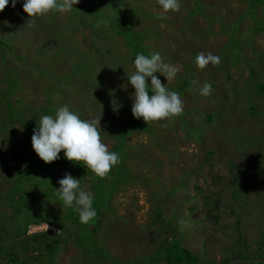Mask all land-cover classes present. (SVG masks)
<instances>
[{
    "label": "rangeland",
    "instance_id": "374dc122",
    "mask_svg": "<svg viewBox=\"0 0 264 264\" xmlns=\"http://www.w3.org/2000/svg\"><path fill=\"white\" fill-rule=\"evenodd\" d=\"M84 1L32 26L23 0L15 7L9 0L0 12V157L9 150L24 157L29 147L27 136L17 137L21 126L5 122L10 99L27 116L47 106L55 116L65 105L81 119L102 114L103 141L121 163L110 179L78 171L83 190L105 187L90 231L57 196L71 168L49 174L21 168L17 179L16 166L0 161L5 264L181 263L173 254L155 257L165 239L163 249L175 241L197 264H264V0H181L180 12L168 19L157 18V0H96L97 7ZM128 7L130 13L119 11ZM105 19L110 23L97 26ZM154 52L181 69L170 82L155 75L180 94L184 113L127 127L135 91L127 75L137 54ZM200 52H212L221 64L199 70ZM205 82L212 85L209 96L194 91ZM39 223L47 229L35 234L57 242L50 254L27 233Z\"/></svg>",
    "mask_w": 264,
    "mask_h": 264
},
{
    "label": "clouds",
    "instance_id": "9594fccd",
    "mask_svg": "<svg viewBox=\"0 0 264 264\" xmlns=\"http://www.w3.org/2000/svg\"><path fill=\"white\" fill-rule=\"evenodd\" d=\"M81 0H23V11L28 15L27 24L32 26L37 20H42L56 13L67 14L73 11L74 5ZM15 7L17 0H11ZM162 9V15L158 19H168L169 12L179 13L181 0H157ZM9 0H0V12L8 6ZM77 10V9H76ZM109 20H100L97 26L107 25ZM196 66L199 70H205L210 64L218 67L221 58L212 52L205 54L200 52L196 56ZM180 67L164 62L159 52L150 56L137 54L134 60V71L127 75L128 82L134 88L132 115L135 119H143L150 126L159 121L173 120L184 113V103L180 94L170 91L167 84H162L155 75L160 73L167 82L174 80L180 72ZM151 81L149 86L148 81ZM193 85L199 81L193 80ZM151 91V94H150ZM201 96H209L212 93V85L203 83L199 88L194 87ZM102 114L91 119H81L77 114L65 106H60L55 116L44 115L38 126L33 130L31 137L32 148L37 156L45 163L50 164L60 159L63 151L64 157L75 164H82L100 179H107L111 170L121 163L118 153L110 151L104 143L101 130ZM60 188L57 191L58 198L63 205L74 208L79 214L82 224L88 225L97 215L93 208V194L80 187V179L65 173L58 181ZM181 231L186 222L179 221ZM59 233V232H58Z\"/></svg>",
    "mask_w": 264,
    "mask_h": 264
},
{
    "label": "trees",
    "instance_id": "16d2710c",
    "mask_svg": "<svg viewBox=\"0 0 264 264\" xmlns=\"http://www.w3.org/2000/svg\"><path fill=\"white\" fill-rule=\"evenodd\" d=\"M115 1L119 2V0H115ZM97 3L98 2L96 0H85L84 6H86V7H88V6L89 7H92V6L97 7V5H96ZM248 3L253 4V0H249ZM117 6L119 7V5H117ZM74 7H76V6H74ZM113 8L115 9L116 6L113 5ZM131 10H132L131 7H128L127 9L119 10V11L124 12V13L125 12L130 13L129 11H131ZM103 16L105 18L107 17L104 14L103 15L100 14V15H97V18L98 19H104ZM125 17L126 16L123 14V19ZM123 21H124V23H129V21L127 19H124ZM11 84L9 83V86L7 87V89L5 90L4 93H6L8 90L11 89V87H12ZM150 94H151V91H150ZM5 95H8V93H6ZM2 97H4V96H2ZM8 101L9 102L5 101V115H4L6 117L5 122H7L8 124L13 123V122H17V125L21 126L22 131H23L21 134H17V137L19 138L20 136H27V141H28V146H29L27 149L28 151H24V155H25L24 157L19 156V154H20L19 151H11V150H9L4 157H0V161L6 163V164H4L5 166H8V167L16 166L14 173L17 175V179L19 176H21L20 171H19V169H21V168H23L22 170H25V168H26L30 171H33L35 169V167H41L48 174L51 173V170H52V172H57L58 169H60V170L64 169L65 170V169L71 168V171H68V172H70V174L72 176H74L76 179H80L78 174L81 172H78V171H83V172L88 171V169L85 168L82 164H75L73 162H70L66 159V157H64V155H60V154H59L60 155L59 160L54 161L50 164H45L37 156V154L33 150L32 144H31V137L33 135V130L38 126L39 121H40L42 116L52 114L51 112H53L52 111L53 108L51 106H47L45 109L38 108V109H36L35 113L32 116H27L25 114V112H24V115L21 113V108L19 106H16L18 101H16V103H11L10 99ZM27 105L28 104L26 103V107H27ZM125 118H126L127 127L128 126L129 127L134 126L139 121L143 120V119H135L132 115V112L127 113ZM126 128H125V123L119 127L120 133H121L120 136L123 137L126 134ZM120 148H121V145L119 146L118 150H120ZM41 176L44 177V174H41ZM110 178H111V176L108 177V179H110ZM12 179L15 181L16 178L12 177ZM23 180L27 181L28 179L23 178ZM92 187H93V184H92ZM104 188L105 187L98 189L96 186L94 189H92V192L90 191L93 194L94 198L97 197V200L93 199V208L96 210V213L98 212L99 206L101 205L99 203L100 200H98V196H99V198H100V196L102 198ZM101 201L103 202V199H101ZM102 207L104 208L103 205H102ZM105 208H106V205H105ZM156 213H157V217L161 216V212L159 210L156 211ZM76 215H77L76 218L78 220L77 224H80L81 222L79 219V214H76ZM41 220H44L47 223H52V224L54 223V221H51V220H45V219H41ZM95 220H96V217L92 221L95 222ZM38 221H40V220H32V222H38ZM27 222H25V224ZM87 228L90 231H92L94 229V226H91V222H90L88 224ZM0 229H1V227H0ZM22 230H23V228H22ZM22 230H21V233L25 236V233H23ZM41 236L42 235L37 236V234L32 236V237H36L38 239L37 245L35 244V246L39 245L38 247H42V246L45 247L46 254H50L52 248L57 246V242L55 239H47V238H46V241H43L44 239L42 240L40 238ZM165 238L166 237H163V239H165ZM165 240L163 241V243L165 242ZM38 242H40V244ZM162 244H161V248L159 249V252H156L154 254L156 258L160 257L161 259H166L168 257H171V255L173 254V257L176 260L181 261V263L178 262L176 264H197L196 258L191 254V252L187 248L183 247L181 244L176 243L175 241L173 242L172 240H169L168 243L166 244L165 249L162 248ZM172 248L175 249L173 252H172ZM25 250H27V248ZM176 250H180V252L175 253ZM172 262L175 264L174 260Z\"/></svg>",
    "mask_w": 264,
    "mask_h": 264
},
{
    "label": "built area",
    "instance_id": "2783aa9c",
    "mask_svg": "<svg viewBox=\"0 0 264 264\" xmlns=\"http://www.w3.org/2000/svg\"><path fill=\"white\" fill-rule=\"evenodd\" d=\"M48 224L46 223H39V224H32V225H28V229H27V233H38V231L42 230V229H47ZM41 232V231H40Z\"/></svg>",
    "mask_w": 264,
    "mask_h": 264
},
{
    "label": "flooded vegetation",
    "instance_id": "af4514ba",
    "mask_svg": "<svg viewBox=\"0 0 264 264\" xmlns=\"http://www.w3.org/2000/svg\"><path fill=\"white\" fill-rule=\"evenodd\" d=\"M0 254H2L1 252H0ZM3 256H0V258H2ZM2 264H5V261L3 260V258H2V260L0 261Z\"/></svg>",
    "mask_w": 264,
    "mask_h": 264
}]
</instances>
